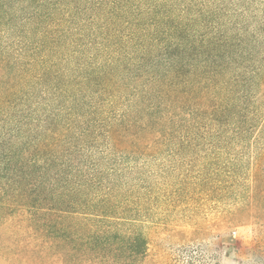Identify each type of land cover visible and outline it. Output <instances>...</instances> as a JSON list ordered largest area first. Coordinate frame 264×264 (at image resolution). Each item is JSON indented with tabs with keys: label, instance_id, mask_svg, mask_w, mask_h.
Segmentation results:
<instances>
[{
	"label": "trees",
	"instance_id": "trees-1",
	"mask_svg": "<svg viewBox=\"0 0 264 264\" xmlns=\"http://www.w3.org/2000/svg\"><path fill=\"white\" fill-rule=\"evenodd\" d=\"M234 1L0 0V264L140 263V161L264 87Z\"/></svg>",
	"mask_w": 264,
	"mask_h": 264
},
{
	"label": "rangeland",
	"instance_id": "rangeland-1",
	"mask_svg": "<svg viewBox=\"0 0 264 264\" xmlns=\"http://www.w3.org/2000/svg\"><path fill=\"white\" fill-rule=\"evenodd\" d=\"M232 3L238 16L230 18L264 40L257 33L264 0ZM263 88L256 80L224 98L238 105L234 122L223 125V114L202 110L197 127L190 121L171 130L182 140L140 161L152 186L143 202L150 216L142 218L147 250L139 264H264Z\"/></svg>",
	"mask_w": 264,
	"mask_h": 264
}]
</instances>
